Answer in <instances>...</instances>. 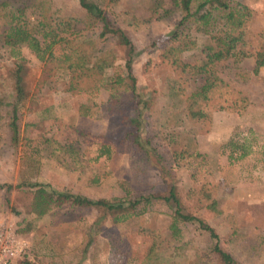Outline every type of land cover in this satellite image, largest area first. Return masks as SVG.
I'll use <instances>...</instances> for the list:
<instances>
[{
    "label": "rangeland",
    "instance_id": "374dc122",
    "mask_svg": "<svg viewBox=\"0 0 264 264\" xmlns=\"http://www.w3.org/2000/svg\"><path fill=\"white\" fill-rule=\"evenodd\" d=\"M95 1L136 46L133 72L139 98L148 105L141 110L142 147L122 142L131 129L123 120L128 108H111L107 91L95 99L89 115L79 114L78 105L85 98L66 90L64 72L24 47L16 55L0 37V95L9 104L16 100L11 75L18 63H23L22 85L28 92L18 104L17 145L10 142V106L0 112V185L14 186L10 191L0 187V227L13 231L27 245L26 253L12 264L25 260L35 264H141L152 244L154 253L166 263L195 264L196 253L208 251L211 243L195 224L183 230L185 245L169 236L170 210L159 201L147 213L118 224L94 208L66 206L40 217L30 212V183L112 200L123 194L121 180L131 182V195L166 194L169 185L175 184L184 209L214 228L224 250L240 264H264V67L252 73L256 54L264 49V0H237L251 12L239 43L246 55L216 63L214 73L221 84L212 93L203 119L187 117L183 108L185 97L204 77L180 72L161 55L159 43L168 39L180 20L170 0ZM52 10L59 17L81 18L83 14L78 0H52ZM96 26L78 23L73 33L63 35L64 40L95 37ZM178 29L196 37L199 45L181 52L182 59L200 65L206 36L189 27ZM108 45L120 58L107 73L122 75L125 52L111 41ZM232 137L251 142L250 154L235 164L228 163L223 150ZM101 143L113 149L108 157L96 158ZM181 150L197 151L204 161L199 157L188 162L192 158L188 157L173 163L172 153ZM203 191L216 199L221 212L205 207L208 200ZM117 237L128 244L126 260L111 244ZM179 245L182 248L176 249ZM209 264H216L211 257Z\"/></svg>",
    "mask_w": 264,
    "mask_h": 264
},
{
    "label": "trees",
    "instance_id": "16d2710c",
    "mask_svg": "<svg viewBox=\"0 0 264 264\" xmlns=\"http://www.w3.org/2000/svg\"><path fill=\"white\" fill-rule=\"evenodd\" d=\"M170 2L179 13L178 28L189 27L206 36L205 42L200 45L202 53L205 54L200 65H192L184 61L180 55L183 51L199 46L196 37L184 33V29L175 28L165 42L159 43L162 46L161 55L180 72L204 77L202 84L185 97L186 106L183 108L187 117L203 119L207 116L206 108L212 93L221 84V80L214 73L216 63L228 58L237 60L246 55L239 43L242 40V29L250 20L251 12L248 6L237 0H170ZM78 3L83 12L81 18L56 16L52 10V0H0L2 43L11 48V52L16 55L19 54V49L24 47L40 61L46 60L54 69L64 72L68 76L66 90L85 98V101L78 105V112L83 116L89 115L100 93L107 91L106 101L111 108L122 105L128 108L123 120L131 129L126 131L122 142L140 148L142 147L139 132L142 125L141 110L148 105L139 98L138 81L133 72L134 57L138 54L136 46L125 30L116 25L95 0H78ZM28 16H33V19H29ZM78 23H83L85 27L97 24L95 37L89 35L81 39L64 40L63 35L73 33ZM109 41L125 52L122 57L124 60L122 75L113 76L107 73V70L120 58L109 48ZM261 67H264V49L256 54L252 73L258 74ZM22 68L23 63H18L11 75L16 100L9 104L5 99L6 96L0 95V112L2 108L10 106L7 111V125L10 130V142L13 145H17L19 139L18 104L28 94L22 85ZM243 101L241 99V102ZM250 144L246 137L237 139L232 137L225 142L223 150L228 163L235 164L249 155ZM57 148L62 149L59 145ZM112 149L109 143H101L96 158L108 157ZM145 154L148 156L149 151L145 150ZM172 157L173 163L176 164L188 157H192L188 162L199 157L201 162L204 161V155L197 151L190 153L186 150L174 151ZM130 185V181H119L123 194L108 200L91 199L80 194L58 191L47 184L30 183L29 188L32 193L30 212L40 217L50 211L58 213L66 206L94 208L101 211L107 221L118 224L147 213L152 210L154 203L159 201L170 210L167 231L175 242L186 244L183 241V230L188 226L187 224H195L196 228L207 235L211 243L210 247L203 254L196 253L195 264H209L210 257L216 264H240L231 253L221 247L219 236L212 226L202 217L184 209L175 184L169 185L166 194L137 192L133 195ZM0 187L10 191L14 186L1 184ZM16 187H20V184ZM203 196L208 200L205 205L208 210L221 212L216 206V199L212 198L209 192L203 191ZM26 229L23 231H28ZM111 244L123 254L125 260L129 257L125 239L118 237L111 239ZM182 245L175 248L181 249ZM153 248L152 244L141 264H180L178 261L166 263L160 260ZM23 262L35 264L29 260Z\"/></svg>",
    "mask_w": 264,
    "mask_h": 264
},
{
    "label": "built area",
    "instance_id": "2783aa9c",
    "mask_svg": "<svg viewBox=\"0 0 264 264\" xmlns=\"http://www.w3.org/2000/svg\"><path fill=\"white\" fill-rule=\"evenodd\" d=\"M27 245L13 231L0 227V264H12L14 259L26 253Z\"/></svg>",
    "mask_w": 264,
    "mask_h": 264
}]
</instances>
